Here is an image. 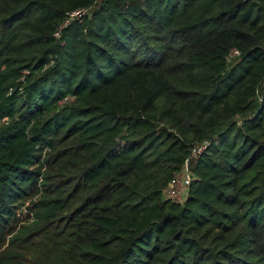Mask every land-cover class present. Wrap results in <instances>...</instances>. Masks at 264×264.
<instances>
[{
    "label": "trees",
    "instance_id": "obj_1",
    "mask_svg": "<svg viewBox=\"0 0 264 264\" xmlns=\"http://www.w3.org/2000/svg\"><path fill=\"white\" fill-rule=\"evenodd\" d=\"M40 225L0 264H264V0H0V246Z\"/></svg>",
    "mask_w": 264,
    "mask_h": 264
},
{
    "label": "rangeland",
    "instance_id": "obj_2",
    "mask_svg": "<svg viewBox=\"0 0 264 264\" xmlns=\"http://www.w3.org/2000/svg\"><path fill=\"white\" fill-rule=\"evenodd\" d=\"M76 12H74L75 14L73 13L74 15H72L80 16L83 14H78ZM181 175L184 179L188 178V170L186 167H184L181 171ZM187 192L188 190H185L182 193H170L166 190L165 194L167 196H174L180 200H183L187 195ZM37 197L38 193L30 196L28 199L24 200L23 204L20 206L18 210V216L22 219L20 225H30L38 220L37 208L35 203L33 202V199ZM83 201V199H78L76 195L75 197L73 195H69L64 202L63 211H61L60 215L56 217L54 221H52L49 225L47 224L46 226L50 229H54L56 227H64V229L67 228V230H74L73 227H71L73 222L81 223L84 220H87V217H83L81 214V212L86 211H83L82 207L79 206L80 203ZM36 230L37 231L34 232H32V230L26 240L18 241V243H9V240H7L4 244L0 246V256H4V254L11 253L14 254V258L17 261L21 259V257L19 256L26 254L28 250L33 251L39 249L42 246V242L48 239V234H46L48 229H45V225H40L37 226Z\"/></svg>",
    "mask_w": 264,
    "mask_h": 264
},
{
    "label": "built area",
    "instance_id": "obj_3",
    "mask_svg": "<svg viewBox=\"0 0 264 264\" xmlns=\"http://www.w3.org/2000/svg\"><path fill=\"white\" fill-rule=\"evenodd\" d=\"M86 12H87V9H80L76 13L82 14V13H86ZM234 53L235 54H239V51L235 49ZM203 147H204L203 145H198V146L194 147L192 149L190 158L187 159L185 167L188 170V178L184 179L182 177V175H181V172L178 173V174H175L171 184L166 189L167 191H169L170 193H182L183 191L188 190L190 182H191V179H192V175H193V173H192V171H191V169L189 167V163H190L191 159L194 160L195 158L198 157V155L200 154V152H201ZM169 197L176 198L174 196H169Z\"/></svg>",
    "mask_w": 264,
    "mask_h": 264
}]
</instances>
